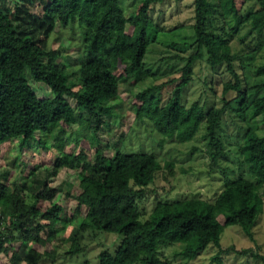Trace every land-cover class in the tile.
I'll use <instances>...</instances> for the list:
<instances>
[{
    "label": "trees",
    "instance_id": "obj_1",
    "mask_svg": "<svg viewBox=\"0 0 264 264\" xmlns=\"http://www.w3.org/2000/svg\"><path fill=\"white\" fill-rule=\"evenodd\" d=\"M163 1L141 0L135 15L127 18L118 0H0V147L17 140L22 151L25 146L31 148L37 132L54 134V146L59 150L53 172L60 167L71 171L80 167L77 194L63 197L65 203L66 199L73 200L74 212L82 216L77 235L69 239V254L81 251L77 240L81 232L116 235L119 240L112 253L103 250L98 254V264H173L158 255L162 246L172 244L184 245L180 255L189 261L209 245L215 246L218 252L213 260L222 264L223 230L238 227L252 241L263 212L264 134L261 127L253 129L244 118L238 153L242 157L240 167H245L250 178L240 175L224 180L212 202L199 198L156 201L146 218L142 207L146 190L163 167L171 171V162L162 166L151 153L117 149L110 155L96 148L91 157L82 151H64L62 139L69 136L63 126L70 127L79 119L81 126L73 132V142H98L105 124L102 116H111L109 103L118 96L119 85L133 86L150 77L144 68L149 12L155 3ZM256 1L259 9L244 21L260 35L264 30V0ZM214 2L224 17H239L235 0H194L196 52L182 68L180 82L164 105H160V87L155 86L133 95L131 102L136 119L152 123L164 138L190 141L204 124L208 155L216 164L225 155L218 131L225 109L205 111L197 103L189 107L182 104V92L192 79V62L204 52L209 67L225 66L232 81L223 84L222 93L235 94L240 104L236 110L242 114L241 108L250 104L255 116L264 112V80L242 87L234 69L236 55L210 26ZM74 27L79 43L75 45L73 70H69L59 61L60 50L52 49L50 43L59 30L72 31ZM255 72L264 76V64ZM27 74L48 89L49 98L36 94ZM251 92L262 96L250 101ZM39 173L33 166L29 173L32 185L26 188L0 182V253L10 264H39L41 255L31 247L17 260L14 231L23 236L25 244L45 243L64 210L56 200L57 190L47 184L49 174L41 177ZM42 233H46L45 240ZM256 258L264 263V257Z\"/></svg>",
    "mask_w": 264,
    "mask_h": 264
},
{
    "label": "rangeland",
    "instance_id": "obj_2",
    "mask_svg": "<svg viewBox=\"0 0 264 264\" xmlns=\"http://www.w3.org/2000/svg\"><path fill=\"white\" fill-rule=\"evenodd\" d=\"M118 1L127 18L135 15L136 8L141 2V0ZM235 1L239 8V17H224L214 2L210 26L216 35H221L228 42L231 53L236 55L234 69L239 74L244 88L245 85L251 86L264 80V76H259L255 72L257 67L264 64V30L262 34L257 35L251 29L250 22L244 21L248 14L259 9L257 1ZM149 13L151 27L147 31L148 47L144 68L150 72V77L133 86L127 83L119 85L118 96L109 103L111 116L107 119L106 116H102L105 124L101 126L103 128L99 132L98 142L94 144L86 140H82L80 144L73 142L75 135L73 132L81 126L79 119L70 127L63 126L69 137L64 136L62 139L64 151L68 154L82 151L86 156L91 157L96 148H99L111 155L114 149H117L125 153H151L162 166L165 162H171V171L163 167L146 190V198L142 204L145 209L144 218L148 216L156 201L170 202L199 198L212 202L222 190L224 180H232L240 175L250 178L245 167H240L242 157L238 153L245 131L242 118L253 129L261 127V133L264 134V112L255 116L251 104L241 108L243 114L237 111L240 104L235 100V94L222 93L223 84L232 81L231 76L226 72L224 65L209 67L204 52L201 58L192 62V79L184 88L181 101L185 107L197 103L205 111L222 107L225 109L218 130L220 139L224 143L225 155L220 157L216 164L211 163L208 155L204 124H201L190 141L181 143L175 137L164 138L155 130L152 123L136 119L131 102L132 96L147 87H160L158 93L160 105H164L174 87L180 82L181 70L188 57L196 52L193 33L194 0L157 2L150 8ZM127 31L131 32L129 26ZM78 43L79 34L75 27L72 31L61 29L51 38L50 47L60 50L59 61L66 68L70 67L69 70H73L72 63L77 55L75 45ZM27 78L38 96L50 97L47 88L33 82L28 74ZM251 95L250 101L261 97L262 93L256 96L255 92H251ZM231 100L229 106L226 104L225 107V103ZM53 138V133L37 132L31 148L25 146L20 151L17 140L7 142L0 147V182L5 184L14 182L23 185L24 188L29 187L33 181L29 173L35 166L41 177H44L45 173L49 174L47 184L57 190L56 200L64 209L47 240H45L46 233H42L45 243L25 244L23 236L14 231L13 246L16 258L18 260L19 255L25 254V251L31 247L41 255L39 264H98V254L103 250L112 253L119 245V240L116 235L81 232L79 237L77 236L81 251L77 254H69L71 245L69 239L77 235L82 216L74 212L73 200L66 199L67 203H65L63 197L65 194L73 196L77 194L80 167L77 171L60 167L53 172V163L59 150L54 146ZM40 140L42 143L39 144ZM89 161L92 163L91 159ZM260 196L263 201V212L253 230L252 241L238 227H228L223 230L220 241L223 251L222 264H264L261 259L256 258L264 257V186L260 189ZM81 210L84 212L83 208ZM1 213L2 209H0ZM219 219L223 221L222 218ZM183 249L182 244L166 245L160 248L158 255L173 264H216L213 258L218 248L215 246L209 245L192 261L180 255ZM0 264H10L1 253Z\"/></svg>",
    "mask_w": 264,
    "mask_h": 264
}]
</instances>
